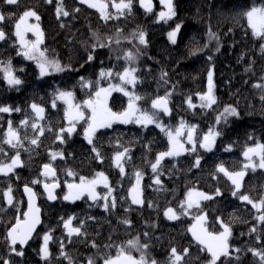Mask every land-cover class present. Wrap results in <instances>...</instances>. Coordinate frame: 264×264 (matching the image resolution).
Returning <instances> with one entry per match:
<instances>
[{"label":"trees","instance_id":"16d2710c","mask_svg":"<svg viewBox=\"0 0 264 264\" xmlns=\"http://www.w3.org/2000/svg\"><path fill=\"white\" fill-rule=\"evenodd\" d=\"M153 2V11L146 12L139 0H133L131 13L124 16H118L117 10L110 7L108 11L114 18L105 21L97 9L79 0H62L70 15L59 19L56 16L58 0L51 3L18 0L14 5L0 0V14L5 17L0 21V30L5 33V39L0 40V69L10 63L15 76L22 81L10 87L0 70V106L13 109L0 112V148L3 149L0 163L10 162L17 152L22 162L12 173L0 175V264H4L5 259L10 264H69L70 261L71 264H88L89 258L95 264H104L106 258L118 254V248L130 252L137 260L143 253L146 261L170 264L173 247L183 255L180 264H208L210 254L188 231L194 216L200 212L206 215L208 232H220L221 221L231 228L230 255L221 256L217 264H264L260 256L250 251L264 252V221L259 220L264 208L255 209L239 199L240 195H248L258 202L264 198V168L245 171L237 196L232 195L235 189L228 177L217 171L218 165L229 172L241 170L245 161L243 152L256 143L264 145V100L261 99L264 88L255 86L264 85V51L261 50L264 39L253 36L243 15L255 6H264V0H173L176 16L167 23L158 20L161 5L158 0ZM29 9L40 16L39 21L30 17L43 32L39 47L45 50L48 59L58 60L65 66L64 71L41 76L35 60L18 54L24 49L14 34L15 24ZM176 23L182 24V28L173 44L167 34ZM140 31L145 33L146 44L139 42ZM210 31L218 39H210ZM101 43L107 46L93 50L92 45ZM129 52L135 56L134 61L125 59ZM90 53L94 59L88 61ZM125 68L136 69V82L131 85L130 95L141 98L135 101L139 109L154 111L152 101L171 93L168 96L170 114L159 112V123L174 130L183 120L187 126L195 125L199 135L210 129L219 131L221 135L212 150L197 147L194 153L186 151L179 156L165 157L159 172L153 173L151 164L169 145L167 135L156 124L144 127L134 122H114L111 127L98 129L92 144L84 138L81 124L70 136L67 132L61 134V129L70 126L65 118L68 98L58 99V90L71 92L70 98L80 105L94 98L100 88L118 82V74ZM210 69L217 103L211 108H201L197 94L207 92ZM101 70L105 73L111 70L112 75L106 73L101 77ZM163 73L167 74L164 79L161 78ZM189 97L195 107L188 106ZM33 103L44 109L42 118L31 108ZM108 105L112 112H124L129 105V95L114 91ZM229 105L237 109L239 117H229L227 123L217 124L216 117ZM16 108L20 111H15ZM21 121L27 124L22 125ZM9 122L22 146L12 148L4 143ZM33 123L36 129L31 127ZM58 134L62 135L63 142L57 139ZM37 137V144H31ZM124 149L129 151L123 159L124 174L121 175L114 156ZM53 153L57 154L55 159ZM197 156L200 164L194 167ZM45 164L55 171L52 179L42 175ZM101 172L112 189L107 197V210L104 208L106 187H96L98 199L95 202L87 195L78 200L63 199L69 192L68 184H79L81 177L100 181L97 174ZM137 172L142 174L143 203L139 205L133 204L129 195ZM157 178L159 184L154 182ZM52 181L58 182L59 188L57 199L49 203L41 186ZM25 185L31 187L38 198L42 222L22 249L24 254L18 256L10 251L6 231L18 215L23 218L22 187ZM9 186L12 205L4 197ZM217 189L221 193L218 196L215 195ZM189 190L209 194L212 199L200 201V209L189 210V215H179L181 202L185 201ZM113 199L114 208L111 207ZM168 208L176 211L179 218L169 220L164 215ZM69 217L73 218L69 227H79L80 234L68 236L64 221ZM125 220L129 223H124ZM45 233L52 237L47 260L40 254ZM129 241H136L137 246L129 247ZM184 249H188L186 255Z\"/></svg>","mask_w":264,"mask_h":264},{"label":"snow or ice","instance_id":"6c2138e0","mask_svg":"<svg viewBox=\"0 0 264 264\" xmlns=\"http://www.w3.org/2000/svg\"><path fill=\"white\" fill-rule=\"evenodd\" d=\"M46 2L51 3V0H46ZM82 4H87L90 8H95L100 12L101 18L105 21L114 18L109 12H108V5L105 2V0H79ZM141 7L145 9L146 12H152L153 11V4L152 0H139ZM5 4L8 5H14L18 3V0H4ZM160 3L164 5L166 8V11H161L158 13V20H162L165 23H167L169 20H171L173 17L176 16V11L174 7L173 0H160ZM112 7L117 10L118 16H124L126 13H131L132 7H133V0H119V3H116L115 0L112 2ZM74 11H79V9H75ZM70 13L66 11L63 7L62 0H58V6L56 8V16L57 19H59L61 16H69ZM243 15L247 18L248 26L252 30V34L255 37H259L261 39H264V6H261L259 8L253 7L250 10L243 13ZM28 17H34L37 21H39L40 16L37 14L35 10L29 9L23 12L22 15H20L18 21L15 24V36L20 41L21 46L23 47V52L18 53L22 54L26 59L29 60H35L37 62V67L40 69V75L44 76L48 74L51 71L54 72H62L65 70V66H62L58 60H50L46 56L45 50H42L39 45L42 43L43 39V32L41 31L39 24L35 25H27L26 19ZM5 19L3 14H0V21H3ZM22 25L24 27L22 28ZM63 27V25H61ZM182 28V24L177 23L175 25V28L168 32V39L175 44L177 40V33ZM119 31V30H118ZM25 32H33L34 35H36L37 39L35 41L29 42L25 39L24 33ZM95 35V34H94ZM139 42L141 44H146L145 40V33L143 31H140L138 33ZM209 38L210 39H218L214 33L211 31L209 32ZM5 39V33L3 30H0V40ZM99 47H106L107 45L101 43L99 45H92L93 50L95 48ZM206 46V45H205ZM219 49L217 48V51ZM261 50L264 51V45H261ZM194 54V53H193ZM94 57L90 53L88 55V61L93 60ZM125 59L128 61H134L135 56L132 53H126ZM211 59V57H209ZM4 72V79L7 82V84L10 87H16L22 83V81L15 76L13 69L11 68V64L8 63L0 69ZM136 72L135 68H125L123 73L118 74L119 78L122 82V84H135L136 82V76L134 75ZM106 73L101 70L100 76L104 77ZM107 75H112L111 70L107 73ZM166 73L162 74V79L166 77ZM83 81V78H81ZM99 81H97V84ZM256 87L264 88V85H255ZM117 90V91H123L125 95H129V105L128 108L121 113H115L112 112L110 108L107 106V97L111 93V91ZM171 93H167L165 96L157 97L152 101V109L154 111H143L139 109L135 101L141 99L138 96L130 95L122 86H118L113 88L110 86L107 89L100 88L96 93L94 98H90L88 100L84 101V106H86L90 111L91 115L87 117L86 123L87 127L85 128V138L88 140L90 144L93 143V137L96 134L97 129L99 128H105V127H111L114 122H120V123H130L134 122L137 124H140L144 127H147L149 124H156L158 128L161 129L162 132H164L168 137V144L169 148L166 152L158 153L156 156V160L154 163L151 164V168L153 170V173L159 172V166L161 164V161L165 157H175L179 156L183 151H189V152H195L196 151V144L197 139L194 135L195 133V125L187 126L186 123L181 120L179 125L173 130L171 128H166L163 125H161L158 121V113L163 112L165 115L170 114V109L168 107V96H170ZM201 103V108H211L213 105L217 103L216 97L214 95V84H213V72L210 69L208 71V89L207 92L203 94H197ZM72 96L71 92H65V91H59L57 94L58 99H65L70 98ZM262 100H264V96L261 97ZM67 102V100H66ZM188 106L190 108L195 107V105L191 102V97L187 99ZM53 106L55 107V101L53 102ZM31 108L33 111L42 118V113L44 109L37 104L33 103L31 105ZM13 109L7 106H0V112H10ZM15 111H20L19 108H16ZM239 112L235 107L232 106H226L223 111L216 117V122L219 124L221 121L224 123L228 122L229 117H239ZM65 118L69 121L70 127L67 129H61L60 133L67 132V134L70 136L72 132L75 131V125L80 120H85V113L81 111L80 105H70L69 108L65 110ZM22 125H26L27 121H21ZM33 129L37 128V125L33 123L31 125ZM40 132H43V129H40ZM58 134L57 139L61 140L63 142L62 135ZM186 135V142L188 144H191V149H186L184 147V142H182V137ZM221 135V133L217 130L210 129L208 133H206L203 138L199 141V147L205 149L206 151H211L216 138ZM6 139L4 143L9 144L12 148H17L19 146H22L20 137L15 129L12 128L11 122H9V129L7 133L5 134ZM38 137L31 140V144L35 145L37 144ZM93 152H97V156L99 157V152L95 147H93ZM128 149H124L123 152H117L114 156V163L115 166L120 169L121 175L124 174V166H123V159L127 156ZM0 152H3V149L0 148ZM57 154L53 153L52 158L55 159ZM245 159L248 161V163L244 164L243 168L246 170L248 168H252L255 170V168L258 166L260 168H264V145L257 144L255 148H247L243 153ZM255 155L259 156V164L253 162V157ZM22 164L20 158H19V152L12 157L11 163L5 164L0 163V173L4 175H8L9 173H12L14 168L17 166H20ZM200 164V157L197 156L196 161L194 163V167L199 166ZM45 171L42 173V175L48 176V175H55L54 170L51 168L49 164H45L43 166ZM217 171L222 172L225 176L228 177V179L231 181L232 185L234 186V191L232 192L233 196L238 195V190L241 187V181L245 175V171H237V172H229L223 165L217 166ZM69 175H72L71 172L68 173ZM102 181L105 184V187H108L107 185V177L104 175V173H98L97 174ZM142 178V174L140 172L136 173V184L133 185L131 189H129V195L131 196V201L133 204H142L143 200L140 196V180ZM156 184L160 183V180L157 178L154 181ZM33 183H38V181H33ZM98 183L97 180H91L88 181L86 178L81 177L79 184H68L67 187L69 189V192L63 197L64 200H78L84 195H87L88 199L92 201H96L98 199V195L96 193L95 187ZM58 185L56 184H45L44 188L48 192V199L54 200L56 199L55 195L53 194V189H55ZM11 186H9L8 190L4 192V197L9 205L13 204V198L11 195ZM24 191L26 194H28L29 197V204H28V211L23 213V220H21L20 216L18 215L16 218V222L11 226V228L7 231V242L10 246V251L14 252L18 256H22L23 253V246L28 242V240L32 237L33 231L36 228V225L40 223L39 219V208L35 207L33 200L35 194L32 192V189L25 185ZM112 189L108 187V195H111ZM220 189L216 190L215 195H220ZM105 204L104 208L107 210L109 208V204L107 202V196L104 197ZM212 199L211 195H208L203 192L199 191H193L189 190L188 193H186V199L185 201L181 202V209L182 212L179 213V215H189V210H199L200 209V201L202 200H210ZM239 199L242 201H247L249 204H252L254 208L260 207L264 208V198L261 199L259 202V205L248 196V195H240ZM151 206V205H149ZM111 207H115V199L111 202ZM164 215L169 220H176L179 218V215L176 211H174L172 208H168ZM73 218L69 217L68 220L64 221V227L68 229V236L71 237L74 233L80 234L81 229L79 227L77 228H70L69 224ZM206 217L203 215H195L194 220L196 223H194L188 231H190L193 235V238L201 245L206 248L207 252L210 254L211 259L209 260L208 264H217V261L220 259L221 256H229L230 255V246L228 243L229 237L231 236V228L229 225L224 224L221 221V227L223 228V231L219 234L208 232L207 229L204 227ZM260 221H264V215L259 216ZM83 223V222H82ZM124 223H129V221L125 220ZM255 229H253L254 231ZM52 239L51 235L49 233H45L43 236V244L40 248V254L41 258L47 260L49 257V250H48V243ZM19 244L21 246V250H16V245ZM129 247H136L137 242L136 241H129L128 242ZM95 247V244H93ZM143 248H147V245H143ZM61 248H63V244H61ZM139 250V249H138ZM236 251H239L237 249ZM253 255L260 256L261 260H264V252L257 251L255 249H251ZM188 252V249H184V255H186ZM61 255H64L63 251L61 252ZM67 258V257H66ZM183 259V255L177 252V249L173 247L170 251L169 261L170 264H180V262ZM4 264H10V261L5 259ZM71 264V261L69 262ZM88 264H95V261L92 258H89ZM104 264H147L145 255L142 253L139 260L135 259L133 256L128 254L125 249L118 248V255L116 257H108L104 260ZM152 264H156V261H152Z\"/></svg>","mask_w":264,"mask_h":264},{"label":"rangeland","instance_id":"374dc122","mask_svg":"<svg viewBox=\"0 0 264 264\" xmlns=\"http://www.w3.org/2000/svg\"><path fill=\"white\" fill-rule=\"evenodd\" d=\"M105 2L107 3V5H108V10H109V8L111 7V8H113L112 7V2H113V0H105ZM115 2L116 3H119V1H117V0H115ZM158 2H159V4L161 5V9H160V11L159 12H161V11H166V8L164 7V5H162L161 3H160V0H158ZM154 2H153V0H152V4H153ZM255 7H257V8H259V7H261V5H259V6H255ZM113 9H115V8H113ZM109 12V11H108ZM31 18H34V17H31ZM31 18L29 17L28 19H26V24L27 25H35L36 23L35 22H33V20H31ZM177 24V23H176ZM175 24V25H176ZM175 25H174V27H173V29L175 28ZM24 27V25H22V28ZM15 31H16V29H15ZM24 36H25V39L27 40V41H29V42H31L32 41V38L31 37H34L35 39H37V37H36V35H34L33 34V32H25L24 33ZM17 38V37H16ZM35 39H33V41L35 40ZM17 41H18V43L20 44V41L17 39ZM21 45V44H20ZM37 63V62H36ZM109 71H107L106 73H108ZM121 73H123V72H121ZM110 76V75H109ZM120 79V78H119ZM131 85H133V84H126V85H124V84H122V82H121V80H119L118 82H112V83H110L109 85H107V86H105V87H103L104 89H107V88H109L110 86H112L113 88H115V87H118V86H122V87H124V89L129 93V94H131ZM114 91H117V90H113V91H111V93L108 95V97H107V106H108V108H109V105H108V100H109V97H110V95L114 92ZM118 92H121V93H123V94H125L123 91H118ZM66 102V101H65ZM70 105H72V106H74V105H76L75 103H74V101L71 99V98H68L67 99V102H66V109L67 108H69V106ZM80 106H81V111H83L84 113H85V120H80V121H78L77 123H76V125H75V127L78 125V124H81V125H83V136H84V138H85V128L87 127V123H86V120H87V117L88 116H90L91 115V111L86 107V106H84V103H81L80 104ZM65 109V110H66ZM66 121H67V124L69 125V126H71L70 125V123H69V121L66 119ZM118 122V121H117ZM100 129V128H99ZM98 130V129H97ZM206 133H208V132H206ZM206 133H203L202 135H199L198 134V132L196 131V129H195V133H194V135H195V137H196V139H197V144H196V148L197 147H199V141L203 138V136L206 134ZM168 138V137H167ZM86 139V138H85ZM182 139V142H184V147L186 148V149H191V147H192V145L191 144H188L187 142H186V135L184 136V137H182L181 138ZM87 140V139H86ZM88 141V140H87ZM258 143H256L255 145H253V146H251V147H248V148H255L256 147V145H257ZM259 144H261V143H259ZM168 148H169V145H168ZM168 148L165 150V151H163V152H166L167 150H168ZM200 148V147H199ZM202 150H205V149H203V148H201ZM186 151H183L181 154H183V153H185ZM244 153V152H243ZM180 154V155H181ZM168 157H170V156H168ZM243 157H244V155H243ZM244 159H245V157H244ZM253 162L254 163H256L257 165L259 164V156L258 155H255L254 157H253ZM8 163H11V161L10 162H8ZM8 163H5V164H8ZM246 163H248V161L245 159V161H244V164H246ZM258 167V166H257ZM241 170H244V171H246L244 168H242ZM241 170H239V171H241ZM237 172V171H236ZM2 173H0V175H1ZM100 181H98V183L96 184V187L97 186H101V187H104L105 188V184H104V182L102 181V179H99ZM243 180V179H242ZM103 182V183H102ZM136 184V179H135V182H134V184L133 185H135ZM107 185H108V183H107ZM133 185H132V187H133ZM241 185H242V181H241ZM96 187H95V190H96ZM108 187H110L109 185H108ZM108 187H106V196L108 197L109 195H108ZM131 187V188H132ZM130 188V189H131ZM240 189H241V187H240ZM239 189V190H240ZM238 190V191H239ZM96 192H97V190H96ZM195 192V191H194ZM200 192V191H199ZM209 195V194H208ZM140 196H141V180H140ZM130 198H131V196H130ZM141 199H142V196H141ZM244 202H247V201H244ZM253 202H255V203H257L258 205H259V202L258 201H253ZM248 203V202H247ZM252 205V204H251ZM255 209H260V207H256ZM197 215H203V216H205L206 217V215H205V213L204 212H200V213H198ZM194 223H196V221L194 220V222H193V224ZM204 227L206 228V226H205V222H204ZM8 231V230H7ZM6 231V232H7ZM223 231V228H222V230L220 231V232H222ZM220 232H218V233H216V234H219ZM203 246V245H202ZM204 247V246H203ZM127 252V251H126ZM128 254H130L131 256H132V254L130 253V252H127ZM118 255V254H117ZM116 255V256H117ZM116 256H114V257H116ZM147 262V264H152V262H149V261H146Z\"/></svg>","mask_w":264,"mask_h":264},{"label":"water","instance_id":"95a60500","mask_svg":"<svg viewBox=\"0 0 264 264\" xmlns=\"http://www.w3.org/2000/svg\"><path fill=\"white\" fill-rule=\"evenodd\" d=\"M169 107V106H168ZM169 115V114H168ZM45 171V169L44 168H42V173ZM48 177H53L52 175H48ZM56 184V183H55ZM45 185V184H44ZM44 185L42 186V190L44 191V193H45V195H46V199L48 200V201H54V200H49L48 199V192L45 190V188H44ZM52 185V184H51ZM56 185H58V184H56ZM58 187V186H57ZM56 187V188H57ZM24 188L25 187H23L22 188V191H23V196H24V198H25V201H26V209H25V212L26 211H28V204H29V197H28V194H26L25 193V191H24ZM56 188L55 189H53V194H54V191L56 190ZM32 192L34 193V191L32 190ZM55 195V194H54ZM33 203H34V205H35V207H37V208H39L38 207V200H37V197H36V195L34 196V200H33ZM39 219H40V223L39 224H37L36 225V228H35V230L33 231V234H32V237L28 240V242L23 246V248H25L26 247V245L30 242V240L33 238V236H34V234H35V232L37 231V229L40 227V224H41V212H40V209H39ZM17 245H19V244H17ZM20 246V245H19ZM21 247V246H20Z\"/></svg>","mask_w":264,"mask_h":264}]
</instances>
